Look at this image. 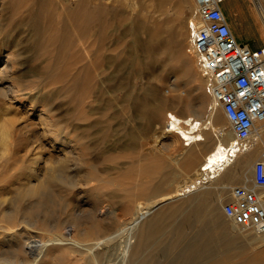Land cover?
<instances>
[{
    "label": "rangeland",
    "instance_id": "374dc122",
    "mask_svg": "<svg viewBox=\"0 0 264 264\" xmlns=\"http://www.w3.org/2000/svg\"><path fill=\"white\" fill-rule=\"evenodd\" d=\"M195 8V0H0L1 257L11 258L26 239L76 224L85 228L83 239L117 232L138 204L183 182L182 170L194 174L197 154L179 165L174 156L184 141L167 127L170 112L206 118L213 102L189 50ZM228 11L234 23L239 18V38L258 44L259 10L232 1ZM176 96L194 105L181 106ZM213 114L221 135L228 117L219 105ZM35 162L42 177L50 168L54 175L43 190L25 193ZM234 165V179L207 182L154 208L134 233V260L264 264V238L253 240L225 203L215 220L193 210L198 192L227 182L226 202L230 185L250 181L246 158ZM217 205L210 202L211 213ZM99 208L103 216L95 217ZM11 226L23 232L21 241ZM210 233L211 247L191 256L190 247ZM52 246L56 256L44 255V264H88L73 247Z\"/></svg>",
    "mask_w": 264,
    "mask_h": 264
},
{
    "label": "bare ground",
    "instance_id": "6f19581e",
    "mask_svg": "<svg viewBox=\"0 0 264 264\" xmlns=\"http://www.w3.org/2000/svg\"><path fill=\"white\" fill-rule=\"evenodd\" d=\"M236 2L243 3V5L248 4V2L242 0H236ZM259 8L264 14V0H260ZM236 19L239 21V18L236 17ZM238 21L234 24V26H232V30L233 32L239 34L237 28V24H239ZM255 41L263 42L264 35L261 39H256ZM172 85L174 88H177L176 82H173ZM174 101L181 106L184 104L185 107L194 105L193 102H184V98L181 96H176ZM215 107L216 104L213 99L210 106L211 110L207 114L208 116L206 118L193 114L177 115L172 112L171 115L173 116V119H171L169 124L171 123L173 127H170L169 129L173 131L176 130L175 132L183 139V141L187 139V142H184L183 149L179 155L174 156L175 160L180 165L182 159L186 155L197 154L198 159L194 166V174L182 170L181 176L184 177L183 182L178 184L173 191L162 193L159 197L151 201L138 204L135 214L128 220L124 221V223L122 222L123 226L118 229L117 232L107 233L103 236H98L92 239H83L80 238L78 234L79 232H83V229L85 228L84 226L81 227V224L77 225L75 223V227L59 231L55 235L49 236L45 239L40 237H31L30 239H26V243H22L20 246L14 247V254L11 258L5 259L0 256V264H44L45 262L42 260L44 255H47L48 257H50L49 255L56 256L55 251L57 249L53 250L52 245H69L73 247L78 253H82L88 264H138L132 256L134 246L133 236L139 229L140 224L144 221V219L150 217L149 214L154 210V208L168 199L175 198L176 196H179V194H185L187 191H193L207 182L220 183V180H225V177L230 180L234 179L236 172L234 162L241 157L246 158V164L252 174L253 164L256 161V158L261 155L260 154L258 156L259 151L261 150L260 153L264 151V122L258 123L256 130L252 134L251 142L245 149L240 151L228 149V144L234 139L231 122L228 118L229 121L226 132L221 135H216L214 131L216 132V130H218V125L214 120L213 112ZM164 144L167 147L170 142L165 140ZM207 147H209V149L204 152ZM32 172L34 173V178L27 184L25 193H36L43 190L49 184L48 182H50L54 175L53 169L50 168L46 175L42 177L39 167H37V162H35L32 166ZM239 184H247L248 186L253 185L251 181ZM204 186L208 185L206 184ZM226 186L227 182L221 186L215 185L214 189H206L198 192L199 200L194 204L193 210L200 220L205 221L207 213H209L208 216L210 214L212 215V220H215V217L221 214L220 208L221 205H224L225 203L224 190H226ZM213 199L218 203V210L213 212L214 214L211 213L212 208L210 207V202ZM104 209L99 208V213H96L95 217H100L101 215L103 216ZM232 219L236 223V217H232ZM149 220L150 218L147 221ZM72 225L74 224H71V226ZM11 229V235L13 234L15 237L14 241L16 240L19 242L22 238H24L23 232L19 229V227L13 228L11 226ZM248 234L249 233H247V238H250L252 235L248 236ZM179 235L180 233H178V236ZM213 235L214 237L216 236V234L210 233L207 240H203L201 243L193 244L190 247V255L196 258L203 248H210ZM253 237V240L259 241L264 238V234L255 233ZM213 260L202 264H214Z\"/></svg>",
    "mask_w": 264,
    "mask_h": 264
},
{
    "label": "built area",
    "instance_id": "2783aa9c",
    "mask_svg": "<svg viewBox=\"0 0 264 264\" xmlns=\"http://www.w3.org/2000/svg\"><path fill=\"white\" fill-rule=\"evenodd\" d=\"M224 0H195L189 23V50L194 54L205 87L231 122L234 139L228 149L240 151L264 122V44L253 46L238 39L222 7ZM259 8L260 0H253ZM170 112L168 129L173 127ZM184 138V136H183ZM187 142V139L184 140ZM252 186L233 184L224 205L241 228L264 234V151L253 164Z\"/></svg>",
    "mask_w": 264,
    "mask_h": 264
},
{
    "label": "crops",
    "instance_id": "0c3cea01",
    "mask_svg": "<svg viewBox=\"0 0 264 264\" xmlns=\"http://www.w3.org/2000/svg\"><path fill=\"white\" fill-rule=\"evenodd\" d=\"M236 2V0H224L223 2H222V7H223V9H224V11H225V14L227 15V18H228V20H229V23H230V25H231V27L232 26H234V20L235 19H233L232 18V20H230V18H229V11H228V9H229V4H230V2ZM243 1H246V2H248V4L249 5H252V9L255 11V13L257 14L258 12H257V10H258V8H256L255 6H254V4H255V2L253 1V0H243ZM254 4H253V3ZM235 33V35H236V37L238 38V39H240L239 38V36H238V33H236V32H234ZM255 41V40H254ZM256 42V41H255ZM256 43H258V44H254L253 46H259V45H262V44H264V41L263 42H256Z\"/></svg>",
    "mask_w": 264,
    "mask_h": 264
}]
</instances>
